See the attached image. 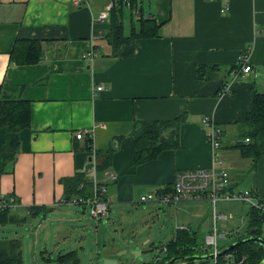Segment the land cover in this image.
Instances as JSON below:
<instances>
[{
    "label": "crops",
    "instance_id": "1",
    "mask_svg": "<svg viewBox=\"0 0 264 264\" xmlns=\"http://www.w3.org/2000/svg\"><path fill=\"white\" fill-rule=\"evenodd\" d=\"M107 1L0 0V92L20 96L30 108L16 155L0 173V194L15 196V212L27 221L72 205L66 198L77 195L68 192V184L77 174L97 173L103 179L110 210L140 204L147 192L171 191L177 172L188 168H226L237 189L248 164L258 168L251 188L260 186L257 193L264 195V181L256 178L264 158L252 163L234 146L240 134L233 141L241 128L235 120L248 109L251 93H264V0H138L142 14L157 19L158 35L135 39L126 57L113 56L107 43L109 14L97 19ZM17 38L36 41L40 60L11 61ZM92 46V60L83 59ZM245 53L252 71L230 81L229 69ZM198 65L209 69L208 79L197 76ZM205 116L223 132L218 161L202 125ZM178 119V147L132 166L140 124ZM5 132L6 126L0 128V144ZM78 132L92 135L77 138ZM104 153L111 161L99 171ZM109 172L117 178L107 180ZM204 203H180L192 207L191 219L177 228L199 226ZM36 205L44 208L28 214Z\"/></svg>",
    "mask_w": 264,
    "mask_h": 264
},
{
    "label": "rangeland",
    "instance_id": "2",
    "mask_svg": "<svg viewBox=\"0 0 264 264\" xmlns=\"http://www.w3.org/2000/svg\"><path fill=\"white\" fill-rule=\"evenodd\" d=\"M123 18L124 32L127 33L128 25H130V10L128 8L124 12ZM231 78L232 76L229 79ZM243 129L245 130V127L242 125L239 133L233 135L234 142L236 138H239L238 135ZM221 145H223L222 142ZM229 145H225L227 149H229ZM220 148L218 151H221ZM250 160L252 162V159ZM245 165L246 174L245 171L242 173V175L245 174L244 179L240 184L241 187H237V190L260 191V186L251 188L249 181L258 168ZM261 166L256 178L263 182L264 166ZM233 175L231 171V176ZM258 198L264 204V195L261 192ZM164 205L163 203H142V201L140 204L131 206L119 205L108 210L109 215L104 216L102 220L94 219L88 215V204L64 205L62 210L57 209L53 214L47 213L46 217H28L27 221L23 219L18 223L9 222L6 225H0V236L21 237L25 264H69L67 261H60L57 257L59 254H65L72 250H76L77 257H80V264H105L104 259L107 257L117 260L119 264L150 262L160 264V261L157 260L158 256H167L162 248L170 242L176 228L181 226L180 223L189 217L187 220L190 221V209L192 208L189 205L184 209V204L172 205L173 207H169L168 204ZM203 206H205V213L200 219L199 226L192 224L194 225L193 231H196L195 235L201 244H204L205 234L213 231L215 224L221 231L228 233L225 238H219L218 248L220 249L251 227L249 219L251 209L246 200H218L215 210L219 216L227 215L225 219H220L219 216L214 219L215 212L212 206L204 203L201 206L202 211ZM257 223L256 227L259 228L260 235L264 237V217L260 218ZM249 244H251V248L258 245L256 243ZM204 246L203 248L211 253L212 248L207 247L206 244ZM135 249L141 251V254L134 259L132 250Z\"/></svg>",
    "mask_w": 264,
    "mask_h": 264
},
{
    "label": "trees",
    "instance_id": "3",
    "mask_svg": "<svg viewBox=\"0 0 264 264\" xmlns=\"http://www.w3.org/2000/svg\"><path fill=\"white\" fill-rule=\"evenodd\" d=\"M138 0H115L109 17L111 18V26L108 30L107 43L112 47V55L118 57H126L131 55L134 51L133 41L137 38H151L158 35L159 23L157 19L151 15L144 16L142 14V8L139 9ZM130 10V16L133 14L137 16L135 20L131 19V25L129 33L124 32V12L126 9ZM42 52L39 44L32 40L18 39L12 47L10 60L18 63H35L40 60ZM238 63L233 64L229 69L235 67ZM197 76L201 79H208L211 73L207 67L198 65L196 68ZM224 86L226 84L224 83ZM223 86V87H224ZM251 102L248 109L242 111L237 119L236 123L243 125L245 130H242L240 140L235 147H238L240 152L253 159L252 163L258 161V159L264 156V93L257 90L251 93ZM30 108L28 103L20 98L6 92H0V128L6 126L5 141L0 144V173L6 169L10 161L13 160L14 155L18 150L19 141V129L26 127L30 123L29 119ZM181 120H172V122L163 121H144L140 124V130L135 133L134 143V160L132 166H137L147 160H153L158 157L160 151L178 147L179 142L177 140L178 125ZM167 127H172L171 134L169 136L164 135V131ZM246 138L249 139L246 141ZM222 146V145H221ZM111 161L110 154L104 153V161L97 166V170L101 171L105 167L109 166ZM92 175L81 173L71 180L68 184V192L76 193L79 196L91 195L92 187ZM71 199V196H67L66 200ZM44 207L33 206L28 208V214H33L36 211L43 209ZM16 208L10 206L0 208V225H6L9 222H20L25 217H20L16 212ZM250 226L255 227L260 220L264 217V213L259 212L250 207ZM259 229V228H258ZM195 231L191 228H177L176 233L171 238L170 242L166 244L165 253L167 256H163L160 260V264L164 260H168L173 256L179 255H191L201 254L200 249H194L198 247L200 242L195 235ZM259 233V231H258ZM260 234V233H259ZM251 244L247 243L233 247L238 252H249L250 257L245 260L244 264H257L264 256L262 247L256 245L255 248L250 247ZM231 249V251H233ZM23 245L20 237L0 236V264H25L23 259ZM60 261L68 262L69 264H80V257H77L76 250L65 252V254H59L57 257ZM151 263V262H150ZM142 263V264H150ZM153 264V263H151ZM195 264V263H192Z\"/></svg>",
    "mask_w": 264,
    "mask_h": 264
},
{
    "label": "built area",
    "instance_id": "4",
    "mask_svg": "<svg viewBox=\"0 0 264 264\" xmlns=\"http://www.w3.org/2000/svg\"><path fill=\"white\" fill-rule=\"evenodd\" d=\"M79 1V0H76ZM84 1V0H83ZM88 2L89 0H85ZM115 0H108L106 8L99 12L97 15V19H107L109 12L113 6V2ZM226 7L221 9L223 11ZM94 47L90 50H87L83 55V59L92 60L94 54ZM249 55L245 53L240 57L238 64L231 69L232 80L241 79L246 74L252 71L249 65ZM96 89L101 90V86H98ZM227 88L224 90L226 91ZM202 125L208 129L207 138L208 141L212 144V154L214 158H217V161L220 160L218 149L221 147V134H223L222 129L216 126L215 121L210 116H205L202 120ZM85 133H89L92 135V132H78L76 133L77 138H82ZM249 139L246 138V141ZM231 172L226 168H214L213 166L207 168H188L184 170H180L177 172L174 180L172 182V190L167 192L160 193H146L139 197L140 201L143 203L149 201L154 204H180L186 202H198V203H207L210 204L215 212L214 219L218 218L217 210H215V204L218 200H241L247 201L250 204V207L258 210L261 213H264V204L261 199L258 198V193L252 189L245 190H237L232 188L230 182ZM117 178L116 173L109 172L107 173V180H115ZM97 173H93L92 176V193L87 196H79L77 195L75 198H71L67 200L68 203L71 204H88V215L90 217H94V219H101L102 217L108 214L109 207L112 203V200L109 198L108 194V186L102 181ZM15 196H7L5 197L3 194H0V208L8 207L17 208L19 203H17ZM220 219L227 218V215H220ZM242 221V218H240ZM226 231H221L219 228L214 226L213 231L205 234L204 244L207 247H211V253H217L218 248V240L219 238H225L227 236ZM204 244H199L198 247H194V249H200L201 253H205L206 248L203 247ZM166 247L162 248V251H166ZM208 253V252H207ZM250 257L249 252H238L237 250L227 251L223 255L215 256L210 260H206L204 264H244L245 260ZM158 261L162 260V256H158Z\"/></svg>",
    "mask_w": 264,
    "mask_h": 264
},
{
    "label": "water",
    "instance_id": "5",
    "mask_svg": "<svg viewBox=\"0 0 264 264\" xmlns=\"http://www.w3.org/2000/svg\"><path fill=\"white\" fill-rule=\"evenodd\" d=\"M255 229L247 231L245 235L239 236L235 239H233L231 242H229L226 246H223L221 249L217 251V253H201V254H193L191 255H177L173 256L168 260H164L162 264H192V263H198V264H204L205 261L210 260L214 258L216 255H223L227 251L233 249V247L244 245L247 243H256L258 246L262 247V250L264 251V237L258 234L254 233ZM132 254L134 255V259L138 257L139 254H141V251L138 250H132ZM105 264H119V262L113 258H105L104 259ZM257 264H264V256L261 258V260Z\"/></svg>",
    "mask_w": 264,
    "mask_h": 264
},
{
    "label": "flooded vegetation",
    "instance_id": "6",
    "mask_svg": "<svg viewBox=\"0 0 264 264\" xmlns=\"http://www.w3.org/2000/svg\"><path fill=\"white\" fill-rule=\"evenodd\" d=\"M253 229H255V231H254L255 234L260 235V234L258 233V231H259L258 227L255 226V227H249V228L245 231V233H243V234H241V235H239V236L245 235V234L247 233V231H250V230H253ZM239 236H237V237H239ZM237 237H236V238H237ZM233 239H235V238H233ZM233 239H232V240H233Z\"/></svg>",
    "mask_w": 264,
    "mask_h": 264
}]
</instances>
